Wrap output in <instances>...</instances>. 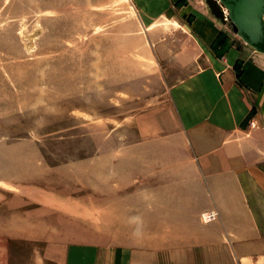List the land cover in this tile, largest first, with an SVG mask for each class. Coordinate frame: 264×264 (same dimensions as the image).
Wrapping results in <instances>:
<instances>
[{
  "label": "rangeland",
  "instance_id": "1",
  "mask_svg": "<svg viewBox=\"0 0 264 264\" xmlns=\"http://www.w3.org/2000/svg\"><path fill=\"white\" fill-rule=\"evenodd\" d=\"M204 11L0 0V264H61L84 243L97 264H190L179 242L214 221L174 211L192 173L175 95L199 67L193 35L235 34L215 16L199 24Z\"/></svg>",
  "mask_w": 264,
  "mask_h": 264
},
{
  "label": "crops",
  "instance_id": "2",
  "mask_svg": "<svg viewBox=\"0 0 264 264\" xmlns=\"http://www.w3.org/2000/svg\"><path fill=\"white\" fill-rule=\"evenodd\" d=\"M202 16L199 24L217 27L209 8ZM193 38L199 67L175 95L192 173L174 185V211L191 218L217 208L220 218L204 238L179 243L190 264H264V54L214 29ZM96 254L94 244H67L61 264H97Z\"/></svg>",
  "mask_w": 264,
  "mask_h": 264
},
{
  "label": "water",
  "instance_id": "3",
  "mask_svg": "<svg viewBox=\"0 0 264 264\" xmlns=\"http://www.w3.org/2000/svg\"><path fill=\"white\" fill-rule=\"evenodd\" d=\"M210 12L264 54V0H205Z\"/></svg>",
  "mask_w": 264,
  "mask_h": 264
},
{
  "label": "built area",
  "instance_id": "4",
  "mask_svg": "<svg viewBox=\"0 0 264 264\" xmlns=\"http://www.w3.org/2000/svg\"><path fill=\"white\" fill-rule=\"evenodd\" d=\"M250 124L252 126H256L255 121H251ZM220 218V213L218 211L217 208L215 209H211V210H207L202 214V219L204 222L208 223V222H212V221H216Z\"/></svg>",
  "mask_w": 264,
  "mask_h": 264
}]
</instances>
